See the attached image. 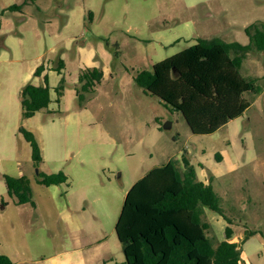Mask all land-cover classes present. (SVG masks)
Returning <instances> with one entry per match:
<instances>
[{"label": "rangeland", "instance_id": "rangeland-1", "mask_svg": "<svg viewBox=\"0 0 264 264\" xmlns=\"http://www.w3.org/2000/svg\"><path fill=\"white\" fill-rule=\"evenodd\" d=\"M12 5L22 14L5 11ZM259 22L264 0H0V249L14 255L19 247L39 261L30 264H124L115 224L127 191L169 161L183 172V158L211 184L234 227L264 235V92L215 133L194 135L180 113L133 82L198 39L247 45L245 29ZM59 61L61 74L54 72ZM88 63L105 74L85 112L75 85ZM39 66L62 97L57 103L51 89L50 112L23 121L17 79L42 86L32 76ZM241 74L264 87V54L249 53ZM21 126L50 160L38 170L62 171L67 186L37 183ZM5 174L29 179L34 207L14 204ZM201 219L213 244L225 239L223 217L203 208ZM241 248L264 260L255 237Z\"/></svg>", "mask_w": 264, "mask_h": 264}, {"label": "trees", "instance_id": "trees-1", "mask_svg": "<svg viewBox=\"0 0 264 264\" xmlns=\"http://www.w3.org/2000/svg\"><path fill=\"white\" fill-rule=\"evenodd\" d=\"M21 5L5 11L19 12ZM247 45L223 42L219 39H198L193 46L143 69L133 76V82L146 95L157 97L166 107L182 115L194 135H211L228 122L240 117L251 100L264 92L260 78L241 74L243 62L251 52L264 54V22L245 29ZM115 57L118 52L115 51ZM62 61L54 69L60 73ZM44 71L35 69L34 77ZM100 68H85L78 76L75 89L78 107L84 108L100 84ZM43 86L26 84L20 90L22 120L47 111L50 88L47 76ZM56 102L62 96V86L54 89ZM48 112V111H47ZM19 133L30 147L31 161L37 169V183L42 187L68 185L62 171L40 172L41 148L34 134L22 126ZM221 161L219 155L215 156ZM184 171L172 161L149 170L127 191L115 224V234L122 247L124 264H243L238 244L231 241L233 232L224 229L225 239L213 244L206 235L208 225L201 219L203 208L223 215L219 197L211 184L196 177L193 165L182 159ZM8 197L15 205L34 207L33 194L26 176L3 175ZM0 264H13L0 254Z\"/></svg>", "mask_w": 264, "mask_h": 264}, {"label": "crops", "instance_id": "crops-1", "mask_svg": "<svg viewBox=\"0 0 264 264\" xmlns=\"http://www.w3.org/2000/svg\"><path fill=\"white\" fill-rule=\"evenodd\" d=\"M25 5V4H24ZM14 13H20V14H22V10H20L19 12H14ZM3 40H4V38H3ZM3 40H2V46H3ZM44 67V66H43ZM85 68H97V67H94L93 66V63H88L87 65H83V67L82 68H80V70H82V69H85ZM63 70V69H62ZM54 72H56V71H54ZM103 72V71H102ZM34 73V72H33ZM58 74H61V72L60 73H58ZM104 72H103V77H104ZM44 75H47L46 73H45V68H44V71L39 75V76H37V77H34V75L32 74V76L34 77V78H36V79H42L43 80V76ZM28 81V76L27 77H25L23 80H19V79H17V85H18V87H19V94H20V90L22 89V87H24L26 84H28V83H30V84H33V83H31V80H30V82H28V83H26ZM33 85H35V86H41V85H37V84H33ZM44 85V82H43V84H42V86ZM79 87V84L77 83L76 85H75V89L76 88H78ZM50 88V87H49ZM51 89H53V88H50V91H51ZM54 90V89H53ZM96 91V90H95ZM94 95V94H93ZM62 97V96H61ZM3 98V100L5 99V97L3 96L2 97ZM19 99H20V97H18ZM92 98V97H91ZM90 101V100H89ZM88 101V102H89ZM50 105V104H49ZM87 105H88V103L85 105V107L84 108H81L83 111H87L88 110V108H87ZM49 110V107H48V109H47V111ZM48 112H50V111H48ZM37 114V113H36ZM27 120V119H26ZM38 141V143H39V145H40V148H41V155H42V162H41V164H40V166H39V168H41L45 163H46V161H50L49 159H48V157H46V155H45V153H44V148H43V146H42V144L40 143V141L39 140H37ZM83 160V159H82ZM82 160H78V162L77 163H79L80 165H83V161ZM200 166V165H199ZM73 167L75 168V170H76V172L80 175V173L82 174V175H85V172L83 171V170H81V168H77L76 167V165L75 164H73ZM58 172V171H57ZM44 173V172H43ZM51 173H55V172H52V171H47V173L46 174H51ZM66 175V174H65ZM81 176V175H80ZM68 177V176H67ZM203 183H205V184H208V180L207 179H205V181L203 182ZM210 184V183H209ZM50 187H52V186H50ZM48 188V187H47ZM71 211H74L73 209H70ZM70 223V225H72L73 224V226H83V222H69ZM226 226H229L231 229H232V232H233V235H232V238H231V241L233 242V243H236V244H238V246H239V248H240V250H241V260H242V262H243V264H264V260H260V259H257V257H253V255L251 254V253H249V255L246 253V252H244L243 251V249L241 248V245L242 246H245V244H246V242H247V240H249L250 238H252V237H255V239H258V241H259V243L261 244V246H262V251H264V235H262V234H258V233H255V232H252V231H250V230H248L247 229V227H244V228H242V230H240L239 228H237V227H234L233 226V224H230V225H228V224H226ZM225 226V227H226ZM15 253H14V255H11V253H7V252H5V251H3V250H1L0 249V254H2V255H5V256H7L12 262H13V264H30V263H37V262H39L38 260H35V259H33V258H30V257H28V255H25L24 253H22V252H20L19 251V247H17L16 246V248H15ZM21 258H24V259H22L21 260ZM44 262V260L43 259H41L40 260V264H42ZM81 264H85V263H81Z\"/></svg>", "mask_w": 264, "mask_h": 264}, {"label": "water", "instance_id": "water-1", "mask_svg": "<svg viewBox=\"0 0 264 264\" xmlns=\"http://www.w3.org/2000/svg\"><path fill=\"white\" fill-rule=\"evenodd\" d=\"M165 127L167 128V127H169L168 125H165ZM36 173H38V171L36 170Z\"/></svg>", "mask_w": 264, "mask_h": 264}]
</instances>
